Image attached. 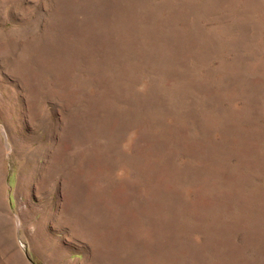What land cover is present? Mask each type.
<instances>
[{
  "label": "rangeland",
  "instance_id": "1",
  "mask_svg": "<svg viewBox=\"0 0 264 264\" xmlns=\"http://www.w3.org/2000/svg\"><path fill=\"white\" fill-rule=\"evenodd\" d=\"M0 264H264V0H0Z\"/></svg>",
  "mask_w": 264,
  "mask_h": 264
}]
</instances>
